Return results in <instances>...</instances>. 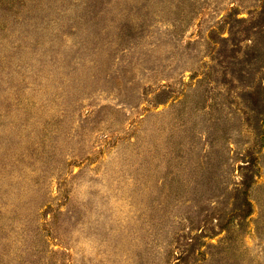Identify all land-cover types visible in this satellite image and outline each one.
<instances>
[{"label": "rangeland", "instance_id": "1", "mask_svg": "<svg viewBox=\"0 0 264 264\" xmlns=\"http://www.w3.org/2000/svg\"><path fill=\"white\" fill-rule=\"evenodd\" d=\"M0 264H264V0H0Z\"/></svg>", "mask_w": 264, "mask_h": 264}]
</instances>
